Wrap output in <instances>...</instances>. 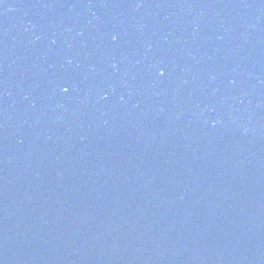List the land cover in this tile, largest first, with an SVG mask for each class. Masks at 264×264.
I'll return each instance as SVG.
<instances>
[{
	"label": "water",
	"instance_id": "water-1",
	"mask_svg": "<svg viewBox=\"0 0 264 264\" xmlns=\"http://www.w3.org/2000/svg\"><path fill=\"white\" fill-rule=\"evenodd\" d=\"M0 264H264V0H0Z\"/></svg>",
	"mask_w": 264,
	"mask_h": 264
},
{
	"label": "snow or ice",
	"instance_id": "snow-or-ice-1",
	"mask_svg": "<svg viewBox=\"0 0 264 264\" xmlns=\"http://www.w3.org/2000/svg\"><path fill=\"white\" fill-rule=\"evenodd\" d=\"M65 90H67V89H65Z\"/></svg>",
	"mask_w": 264,
	"mask_h": 264
}]
</instances>
